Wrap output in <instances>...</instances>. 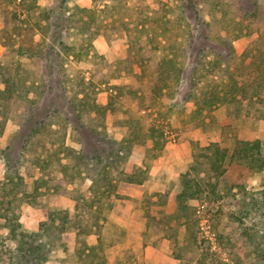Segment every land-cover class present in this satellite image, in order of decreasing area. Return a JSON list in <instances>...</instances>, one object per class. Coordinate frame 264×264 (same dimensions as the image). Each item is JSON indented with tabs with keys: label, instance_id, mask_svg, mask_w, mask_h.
<instances>
[{
	"label": "rangeland",
	"instance_id": "1",
	"mask_svg": "<svg viewBox=\"0 0 264 264\" xmlns=\"http://www.w3.org/2000/svg\"><path fill=\"white\" fill-rule=\"evenodd\" d=\"M249 1L0 0V90L6 92L0 95V264H264V168L238 158L218 168L209 149L257 138L264 156V51L257 42L264 17L256 21L246 12ZM145 49L172 54L188 67L193 53L207 61L195 86L179 94L192 95L184 113L176 111L183 119L168 123L167 108L156 107L168 143L187 139L192 129L189 161L149 149L155 117L141 109L151 105V91L139 78L136 55ZM232 76L244 90H232ZM43 80L44 96H61L64 106L66 97L89 92L110 138L131 137L134 121L143 124L140 139L125 144L106 169L104 162L85 165V158L79 186L49 179L35 161L46 155L48 140L75 150L82 144L53 113L58 133L49 126L24 147L33 123L22 122L20 104L29 91L37 95ZM216 84L226 99L200 114L196 96ZM133 153L141 164L119 174ZM160 157L173 163L153 178ZM117 177L112 196H102ZM146 179L142 199L118 192L122 182ZM25 241L40 251L25 258Z\"/></svg>",
	"mask_w": 264,
	"mask_h": 264
},
{
	"label": "trees",
	"instance_id": "2",
	"mask_svg": "<svg viewBox=\"0 0 264 264\" xmlns=\"http://www.w3.org/2000/svg\"><path fill=\"white\" fill-rule=\"evenodd\" d=\"M249 2L250 9H248L251 12H246L255 17L254 20H261V18L264 17V0H250ZM223 38H225V36ZM147 42H149V40H145L142 45L143 48L141 49H144V47L149 45ZM257 42L262 44V50L264 51V24H262L260 29ZM138 54L142 70L139 78H141L142 83L150 89L149 91H151V93L149 92L151 95V105L146 107L143 106L141 109L145 111V113H148L149 116L152 115L155 117L153 123L147 130L149 133L148 138L154 142L149 149L156 147L164 149L168 143L167 138L169 135L168 132L164 130L165 123L161 121L164 117H160L161 115L159 113L155 114L157 110L156 107L159 106V111H161L160 109L162 106L167 108L168 115H171V118L167 119L168 123L173 124V122L178 120L177 118L179 117L183 119V116L176 114V111H180V113L183 114L187 107L186 105L192 100V95L185 92L181 98V95L179 94L183 93L184 88L189 89L192 86H195L194 77L200 71V65H203L204 68L207 61L199 62L200 60L197 59L198 55L193 53L191 54V58L192 56L194 58L192 61L193 64L188 67L183 59L175 57L169 53L145 49L141 50L136 55ZM230 81L234 84L232 87L233 91L244 90L233 76ZM43 82L44 80L37 84L36 88L38 89V92L36 93V96L30 95L31 90L27 93L28 96L23 104H20L22 108L20 113L24 112L22 115V122L27 125L33 123L29 129L24 147L29 149L30 145L28 144L32 143V139L40 136L39 133L47 130L49 126L51 127L49 131H51L53 135L58 133V130H55L54 128L56 123L52 120L53 113H57V123H63L68 128H71L73 133L77 136V140L82 144L78 150H75L74 148L67 147V144L63 140L59 143H56L53 138L48 140L44 147L46 155L43 156L37 154L35 156V161L38 166L44 170L49 179L55 180L58 178L59 182L63 184H76L79 186L76 176L83 173V169L85 172V165L88 161L94 162V164L95 162L97 164L98 162H104L103 169H106L108 166L117 163L119 158L123 156L125 144L128 145L130 142L135 143V141L140 139L136 132H142L143 124H138V126H136L137 122L134 121L129 122V127H131V129L133 127L132 135L131 132L129 133L131 137L126 135V137L120 141L115 138H110L105 130V123L98 120L97 115L99 114L100 109L98 108V112L94 109L95 100L89 99L91 97L89 92H85V98L81 99H75L76 97L71 98L69 96L66 97L64 106L61 102V96L58 97L51 94L46 97L44 96L45 90L42 86ZM4 94H6L5 90H0V95ZM201 94H203L202 97H200V95L196 96L198 97V101L194 102V104L197 105L196 109H199L200 114L205 110L216 108L226 99L223 90H221L217 84L210 87L209 91H203ZM260 97L261 96L258 98ZM66 106L68 107L67 109ZM24 118L27 119L24 120ZM14 119H16L15 116ZM89 120L91 122H89ZM92 121H97L95 126L89 125ZM177 122L180 123V120ZM61 136H63V134ZM144 142L148 143V141ZM211 145L212 147H209V149H213L212 154L215 159L214 165L218 168H221L222 165H224L228 159L231 160V158L244 160L252 169H256L255 163L259 164L257 167L258 169L264 168V156L261 151L262 142L260 139L245 140L238 138L236 142H234L233 148L228 150H224L218 142ZM54 147L56 148L54 150L58 149L56 152L51 151ZM231 150L232 153L229 154ZM85 158L87 159L84 165ZM73 160H75V162ZM106 160H108L107 164ZM6 164L8 165L9 163L6 162ZM118 173L122 175L126 174L127 171L125 168H122ZM120 180L122 179L118 177L112 178L111 186L103 191L102 196L106 195L110 198L116 186L114 183ZM129 182L142 181L129 180ZM76 191L78 194V188ZM99 207L100 206H96V208ZM25 236L27 235L25 234ZM25 245L26 246L23 247L25 258H28V256L34 252L37 253L41 249L35 242L31 243L30 241H25ZM94 249V247L91 248V250ZM103 264L106 263L103 261Z\"/></svg>",
	"mask_w": 264,
	"mask_h": 264
},
{
	"label": "crops",
	"instance_id": "3",
	"mask_svg": "<svg viewBox=\"0 0 264 264\" xmlns=\"http://www.w3.org/2000/svg\"><path fill=\"white\" fill-rule=\"evenodd\" d=\"M193 137H196L195 134L193 133L191 129V133H189L187 139H182L178 144L177 143H168L165 146V150H169L172 153V156L169 155L167 156L168 159L171 157L173 159H177L175 161H189L191 158V140L194 139ZM176 142V141H175ZM177 150V151H176ZM138 151V148L136 149ZM135 153V152H134ZM131 156L129 162L127 163L126 166V171L127 172H132L135 166H139L142 161V157H138L137 155ZM162 157H160L156 164L153 165L152 169L150 170V175L151 177L155 178V176L163 173L166 171V169H169L170 167L167 164H172V161H167V162H162L161 161ZM155 168V169H154ZM149 184V180L146 179L142 182H122L119 185L118 192L128 196L132 200H138L142 199L145 196L146 193V187ZM166 208V205L164 206ZM120 209V208H118ZM127 211L129 214V210H124ZM119 213V212H118ZM121 215H125L124 212L119 213Z\"/></svg>",
	"mask_w": 264,
	"mask_h": 264
},
{
	"label": "built area",
	"instance_id": "4",
	"mask_svg": "<svg viewBox=\"0 0 264 264\" xmlns=\"http://www.w3.org/2000/svg\"><path fill=\"white\" fill-rule=\"evenodd\" d=\"M17 3L21 2V0H15ZM174 141H176L175 137H172Z\"/></svg>",
	"mask_w": 264,
	"mask_h": 264
}]
</instances>
